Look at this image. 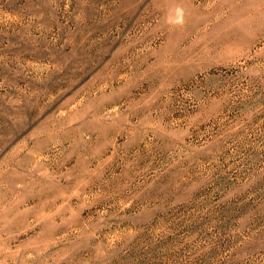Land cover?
Segmentation results:
<instances>
[{"label":"rangeland","instance_id":"obj_1","mask_svg":"<svg viewBox=\"0 0 264 264\" xmlns=\"http://www.w3.org/2000/svg\"><path fill=\"white\" fill-rule=\"evenodd\" d=\"M0 264H264V0H0Z\"/></svg>","mask_w":264,"mask_h":264}]
</instances>
